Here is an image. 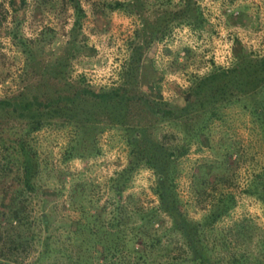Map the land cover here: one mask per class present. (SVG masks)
<instances>
[{"label":"rangeland","instance_id":"1","mask_svg":"<svg viewBox=\"0 0 264 264\" xmlns=\"http://www.w3.org/2000/svg\"><path fill=\"white\" fill-rule=\"evenodd\" d=\"M115 1L0 0V98L32 82L37 83L34 92L73 94L82 87L123 86L130 95L142 96L129 106L124 125L101 129L108 116L104 112L98 115L101 122L83 132L54 121L33 134L40 161L38 189L31 194L36 238L20 264H76L82 257L96 264L101 245L92 231L98 237L113 233L121 220L129 236L141 222L136 210L158 203L157 175L145 164L133 171L123 191L115 190L114 178L132 158L127 138L134 130L128 129L137 126L138 147L146 153L161 141L165 148L183 149L171 160L175 189L189 218L201 221L219 196L234 195V207L205 230L213 260L227 264L235 253L245 255L239 264H264V204L253 192L264 169V122L251 109L254 102L264 104V71L252 79L248 71L254 61H245L249 70L232 80L240 78L247 93L234 89L230 101L216 103L214 115L193 100L192 136L184 133L183 124L152 110L184 114L185 92L194 77L215 66H233L240 50L246 53L242 57H264V0H119L125 8H112ZM76 2L84 12L80 17ZM196 12L204 21L199 25ZM15 36L35 41L32 55L23 52ZM57 72L66 76V87ZM257 78L261 85L253 91ZM81 141L86 155L68 158ZM93 146L98 153L89 154ZM168 240L180 242L175 234L164 235L163 249Z\"/></svg>","mask_w":264,"mask_h":264},{"label":"trees","instance_id":"2","mask_svg":"<svg viewBox=\"0 0 264 264\" xmlns=\"http://www.w3.org/2000/svg\"><path fill=\"white\" fill-rule=\"evenodd\" d=\"M23 2L24 0H21V3ZM74 6L77 16L80 17L84 13L81 6L77 2ZM125 6L126 3L119 0L111 4L112 8H125ZM195 21L198 25L204 22L198 12H196ZM79 23V20H76L75 25ZM15 37L23 52L27 56L32 55V44L35 41ZM241 51L236 54L233 66L227 68L215 66L208 74L194 77L191 86L185 92L187 106L184 114L174 115L172 110H160L159 107L153 108V112L159 114L162 111L169 116L172 123L183 124L186 135H194L192 134L194 127H191L188 121L193 118V114L191 116L190 114L195 111L193 100L201 108L206 109L209 106L207 110L210 111H205L214 115L216 103L224 98L230 101L235 95L234 89L238 94L247 93L240 78L239 82L232 80L249 70L247 65L245 66V61L247 63L254 61L252 64L248 63L251 66L248 72L250 76H253L252 79L256 78L257 72L264 71V57L255 60L248 56L242 57L241 55L246 53ZM134 57L135 55H132V60L128 63L130 70L128 69L126 75L129 77H131L129 73L132 71L133 61L135 63ZM31 58L30 56L29 59ZM58 61L54 62L55 66ZM27 76L30 80L29 74ZM56 77L65 78L66 87L68 84L66 76L57 72ZM258 79L253 80V91L261 85ZM32 83H30L31 86L25 85L17 93L0 98V264H20L29 253V243L36 238V233L32 230L35 219L32 217L31 194L38 189L40 161L33 134L54 121L73 125L77 128V132H83L89 130L91 125L101 122L98 115L104 112H107L108 116L103 120L106 123L101 129L113 124L124 125L129 106L142 97L130 95L123 86L108 90L82 87L73 94H62L61 91L34 92L32 88L37 83ZM256 105L254 102L251 108L252 113L262 120L263 125L264 104ZM132 129L134 131H131ZM128 130L131 131L128 133L127 141L131 146L132 158L128 166L114 178L115 190L123 191L133 171L139 165L145 164L157 175L154 193L158 203L144 210H136L141 222L134 224L129 236L124 233L125 230L121 229V220H116L114 226L118 228L113 233L100 232L98 237L97 233L92 231L94 242L101 245L98 250L101 260L96 264H220L219 259L213 260L211 257L212 249L205 239V230L234 207V195L231 192H225L219 196L217 203L204 214L201 221L189 218L181 208L175 189L174 164L171 160L183 153V149L165 148L161 141L156 142L153 153H146L138 147L141 127L137 126ZM82 145H85L84 141H81L80 147L74 148L67 157L86 155L81 148ZM93 147L89 150V154L98 153V148ZM253 185L255 187L253 192L264 204V169L257 175ZM162 213L167 220L161 216ZM40 220L46 224L47 215L42 213ZM167 234L177 235L180 242L168 240L163 249L161 239ZM102 236H104L103 241ZM117 256L123 257L124 260L120 258L121 262H117L114 259ZM243 259H245L244 254L232 253L229 255L227 264H239ZM81 263L94 264L90 257L77 258L76 264Z\"/></svg>","mask_w":264,"mask_h":264}]
</instances>
